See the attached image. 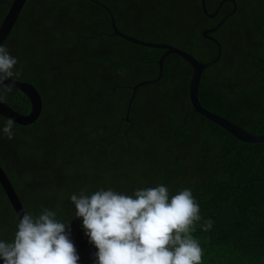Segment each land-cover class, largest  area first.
Returning <instances> with one entry per match:
<instances>
[{"label":"trees","instance_id":"trees-1","mask_svg":"<svg viewBox=\"0 0 264 264\" xmlns=\"http://www.w3.org/2000/svg\"><path fill=\"white\" fill-rule=\"evenodd\" d=\"M116 27L139 40L167 43L209 62L216 45L203 37L232 9L225 2L208 17L200 0H97ZM220 0H205L212 14ZM236 11L211 36L221 56L206 68L200 104L252 134L264 131V0H235ZM12 0H0V22ZM18 63L13 78L32 83L42 110L30 125L14 123L9 139L0 116V166L26 213L44 208L70 223V201L85 190L125 195L164 185L170 195L191 189L200 216L193 233L202 264H264V142L243 143L192 110L190 65L176 54L154 79L164 50L112 34L106 10L90 0H26L2 45ZM10 89V90H9ZM0 99L27 114L28 98L0 85ZM251 179H259L248 181ZM248 181V182H245ZM238 188H235L236 185ZM210 231H203L205 220ZM19 220L0 185V241L12 242ZM78 264H96L97 249L84 234L75 242ZM3 264V260H0Z\"/></svg>","mask_w":264,"mask_h":264},{"label":"clouds","instance_id":"clouds-1","mask_svg":"<svg viewBox=\"0 0 264 264\" xmlns=\"http://www.w3.org/2000/svg\"><path fill=\"white\" fill-rule=\"evenodd\" d=\"M18 63L0 46V85L19 75ZM10 90V89H9ZM14 121L8 119L2 131L13 137ZM75 216L82 218L84 234L97 249L96 264H202L203 249L194 238L200 216L199 203L191 189L170 195L164 185L138 189L125 195L109 188L87 195L70 196ZM213 221L203 222L210 231ZM69 222L44 208L34 217L23 214L12 242L0 241L3 264H78L80 259L69 238Z\"/></svg>","mask_w":264,"mask_h":264},{"label":"water","instance_id":"water-1","mask_svg":"<svg viewBox=\"0 0 264 264\" xmlns=\"http://www.w3.org/2000/svg\"><path fill=\"white\" fill-rule=\"evenodd\" d=\"M90 1L102 6L106 10V12L109 15V24L111 26L113 35L119 36L123 40L130 42L132 44H137V45L144 46V47L164 50L157 60V65H158L157 76L154 79L141 80L135 85L131 86V94L127 101L126 110H125V117H124L125 121H129L128 114H129L130 107H131L134 95L136 93V90L141 86H146V85L156 83L162 76L164 59L170 54H176L179 57H181L184 61H186L191 67V75L188 81V98H189V102L192 107V110L185 115L184 121H185V118L189 114L194 112V113H197L203 116L206 120L216 124L223 130H225L227 133H229L232 137H234L235 139L243 143L257 144V143L264 142V131L260 134H252L246 129L235 124L234 122L224 118L223 116H220L204 108L198 100V88H199V83H200L202 73L206 68L210 67L211 65L217 62L222 52L219 41L215 39L214 37H212L211 33L215 32L221 26V24L236 11L237 6H236L235 0H220L215 8V11L212 14L207 13L206 6H205V0H200L201 9L203 13L207 15L208 17L216 16V14L218 13L223 3L231 2L233 4L232 10L229 13H227L224 17H222L213 27L204 29L202 31L203 37L212 41L217 47L216 56L209 62L199 61L196 57H194L188 51L178 48L176 46H173L167 43H156V42L143 41L131 35L122 33L121 31L117 29L115 25V20H114V17L110 9L104 4L98 2L97 0H90ZM25 2L26 0H12L11 4L9 5L5 15L3 16L0 22V46L4 44L5 40L10 34ZM3 84H4L3 86L5 87L13 88L19 91L20 93L24 94L29 100L30 110L27 114H21L17 112L16 110H14L5 101L0 99V116L7 120L12 119L15 124L23 125V126L30 125L33 122H35L37 118L39 117L41 110H42L41 95L39 91L36 89V87L28 81L18 80L13 77L9 79H5L3 81ZM253 180H259V179H251L248 181H253ZM248 181H245V182H248ZM0 185L19 220L20 217L26 212L20 202L18 195L16 194L14 190V187L10 179L8 178V176L6 175V173L4 172L1 166H0ZM239 185L240 184L236 185L235 188H238ZM81 219L82 218L77 217L74 214L73 218L71 219L69 223V228H70L69 238L73 243L75 242L77 228H78V225Z\"/></svg>","mask_w":264,"mask_h":264},{"label":"flooded vegetation","instance_id":"flooded-vegetation-1","mask_svg":"<svg viewBox=\"0 0 264 264\" xmlns=\"http://www.w3.org/2000/svg\"><path fill=\"white\" fill-rule=\"evenodd\" d=\"M232 8H233V4H232ZM231 10H232V9H231ZM229 12H230V11H229ZM229 12H228V13H229ZM107 14H108V13H107ZM112 15H113V14H112ZM216 15H217V14H216ZM108 16H109V15H108ZM113 17H114V16H113ZM214 17H215V16H214ZM223 17H224V16H223ZM115 25H116V24H115ZM143 41H144V40H143ZM124 117H125V115H124ZM124 117L122 118L123 121L126 122V123H128V121H125V120H124ZM128 117H129V114H128Z\"/></svg>","mask_w":264,"mask_h":264}]
</instances>
